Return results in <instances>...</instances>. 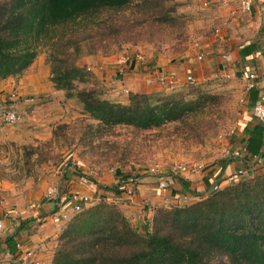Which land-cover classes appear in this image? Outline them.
<instances>
[{
    "label": "trees",
    "instance_id": "obj_1",
    "mask_svg": "<svg viewBox=\"0 0 264 264\" xmlns=\"http://www.w3.org/2000/svg\"><path fill=\"white\" fill-rule=\"evenodd\" d=\"M184 26L175 0H0V81L21 77L44 52L54 88L77 99L85 113L72 123L54 124L49 139L21 145L25 170L55 159L54 149L81 146L91 152L107 137L120 136V130L133 140L170 125L183 142L216 136L218 123L210 116L220 98L200 85L129 93L127 103H113L89 85L91 78L77 65L83 55L111 54L147 32L174 34L172 47L180 51ZM262 144L258 124L249 132L246 150L258 154ZM5 241L12 250L15 235ZM50 264H264V172L194 202L156 207L142 230L115 203L84 206L66 221Z\"/></svg>",
    "mask_w": 264,
    "mask_h": 264
},
{
    "label": "crops",
    "instance_id": "obj_2",
    "mask_svg": "<svg viewBox=\"0 0 264 264\" xmlns=\"http://www.w3.org/2000/svg\"><path fill=\"white\" fill-rule=\"evenodd\" d=\"M187 10L196 14L197 33L195 47L186 53L176 57L144 55L142 48L130 47L121 55V59L130 57L124 63L118 61L121 57L118 55H97L83 57L78 65L99 85L103 97L113 103H127L128 96L122 93V88L128 93L163 92L157 80L162 73L171 75L176 87L188 74L197 83L212 80L216 73L228 74L225 79L244 88L245 100L236 128L220 141L219 153L210 152L205 161L207 166L202 170L171 175V185L166 190L158 188L157 177L145 171H131L132 168L122 173L97 175L91 171L88 176H81L73 167V154L69 153L54 163L36 166L28 178L2 167L0 218L5 231L0 238V264H18L22 250L32 252V261L50 264L57 238L74 213L75 195L89 198L84 206L98 201L117 204L141 228L154 208L176 206L182 194L204 195L211 192L215 184L222 188L238 180L235 173L256 155L246 150L249 132L261 124L254 118L252 108L256 102L264 100V0H251L250 10L246 12L240 10L239 0H188ZM137 53L143 55V61L135 58ZM41 58L35 59L21 77L0 81V103L15 92L12 105L20 113V119L11 126L0 119V144L7 143L18 149L35 139L46 140L53 123L67 118L66 115L70 117L69 111L65 112L64 93L50 82L49 66ZM251 71L258 75L252 90L256 99L244 87L243 77ZM40 95L46 98L39 99ZM31 96L36 97L34 101L26 100ZM224 150L229 151L228 155L221 154ZM49 186L57 190L54 198L46 197ZM33 201L38 207L27 210V205ZM10 235H15L16 243L22 244L21 249L16 244L9 249L5 239Z\"/></svg>",
    "mask_w": 264,
    "mask_h": 264
},
{
    "label": "rangeland",
    "instance_id": "obj_3",
    "mask_svg": "<svg viewBox=\"0 0 264 264\" xmlns=\"http://www.w3.org/2000/svg\"><path fill=\"white\" fill-rule=\"evenodd\" d=\"M175 3L177 5V13L182 15V18L185 23L184 32L186 40L184 41V44L182 45L180 51L173 48L174 46L172 47V45L176 43V40L173 39L174 34L166 36L165 34L167 32L162 31L159 36H152L151 33L147 32L143 36H141V38L136 41V43H127L123 44L121 47H116V49L111 54H87L80 57L78 61L83 57L97 55H118L119 58L121 55H125L124 53L130 47L142 48V53H144V55L164 54L169 57H176L182 55L183 53H186L189 48L192 49L195 47L193 45L197 33V27L195 26L196 19L194 18L196 14L193 11L187 10L188 0H175ZM39 57H42L41 59L44 61V64H48L46 54L44 52L40 53L37 58ZM121 58L122 56L118 59V61H120ZM82 69L85 70L84 68ZM85 71L87 72V70ZM89 77L91 78L89 85H94L95 87H98L99 85H97L94 79L90 75ZM198 85H200V87L204 91L216 94L220 98V104L217 110L210 116L214 122L216 120L218 123L216 136H207L201 143H194L192 140L183 142L182 138L175 137V133L172 130L173 127L170 125L163 132L138 135L133 140L132 138L127 137V131L120 130V136H116L114 138H112L111 136L107 137L99 144H95V148L91 152L84 150L81 146L64 148L62 150L54 149L52 150V155L54 156L55 153H58L59 156H57L55 159H50L48 162L45 163H54L61 159L62 156L67 155V153H69L68 155L73 154V156H71L73 167L78 171L81 176L84 177L88 176L91 171L96 173L97 175H101L105 172L114 173L116 171H120L122 173L123 170H128L130 168H132L131 171L143 172L146 171L145 169L147 167L155 164H159L165 169H168L170 165L174 163L196 162L204 165V168H206L207 165L205 161L209 153L213 151L215 153H219L217 149H219V146L221 145L220 141H222L224 137L231 134L236 128L238 120L241 116V110H243V101L245 100V98L243 94V87H241L235 81H231L230 79H225L221 77H213L212 80L206 81L204 83H188L184 81L183 83L179 84L174 91L186 90L191 86ZM163 92L171 93L169 91H166L165 89ZM128 95L129 93L127 94V96ZM65 99V109H67L65 110V112L69 111L67 112V114L70 113V117L69 115H66L67 118L64 117L59 121L53 123L50 126V131L54 124L63 122L72 123L77 119H80L85 116L82 105L77 101V99ZM166 132H170L171 135H168ZM38 141L44 140L35 139L27 144H36ZM99 145L101 146L100 148ZM19 148L20 147H18V149ZM18 149L15 148L14 145H7V143L0 144V170L2 169V167H8L10 168V171L12 170V172L15 174L21 173V175L23 176L22 178H28L30 172L35 169L36 166L41 164L37 163L35 167H33L29 172H27L24 168L21 149L19 152L17 151ZM128 149H130L131 154H124L123 151L127 152ZM221 154L228 155L226 154V150L222 151ZM6 155H8L7 159L4 158V156ZM262 172H264V169L259 170V172H257L256 174ZM36 180H38V178ZM138 228L139 230H142V227Z\"/></svg>",
    "mask_w": 264,
    "mask_h": 264
},
{
    "label": "built area",
    "instance_id": "obj_4",
    "mask_svg": "<svg viewBox=\"0 0 264 264\" xmlns=\"http://www.w3.org/2000/svg\"><path fill=\"white\" fill-rule=\"evenodd\" d=\"M239 7L242 12H246L250 10L251 7V0H239ZM130 57L125 56L123 59H121L119 62L124 63L128 61ZM135 58L139 59L140 61L144 60L143 55L140 53H137ZM263 76H264V67H263ZM214 77H221V78H228L229 75L225 73H216ZM258 75L256 72H248L244 75L243 80L245 83V87L247 91L253 89L256 84V79ZM158 83L166 90V91H174L176 88V81L173 79L171 75H166L164 73L159 74ZM185 81L188 83H195L196 80L192 77L191 74H188L185 77ZM122 93L128 94L127 89L122 88ZM36 97H27L26 100L28 101H34ZM39 99L44 100L46 97L38 96ZM16 99V93L12 92L9 96L7 101H4L3 103H0V119L6 126H11L15 124L20 119V113L19 111L12 105V102ZM252 113L254 118L261 123L263 126V144L258 154L252 157L251 162L247 164L246 167L239 169L235 173V177L240 179H244L247 177H252L255 175L259 170L264 169V100H260L256 102L253 105ZM229 151L226 150V154H228ZM204 168V165L192 162V163H174L170 165V167L165 169L163 166L159 164L151 165L147 167L145 172L151 176L157 177V186L161 190H166L170 187L171 181L169 177L171 175H177V174H186V173H194L197 170H202ZM133 180V177L130 178V182ZM237 180V181H238ZM236 182V181H235ZM220 187L218 184L213 185L212 191L219 190ZM57 194V190L55 187L49 186L46 190V197L48 198H54ZM201 195L199 194H182L179 197L178 205H183L188 202H194L199 199ZM89 202V198L86 195H75L74 196V204L72 206L73 210L75 212H79L83 209L84 204ZM38 207L37 202H30L27 205V210H32ZM5 231V227L3 224L2 218H0V238L3 237ZM16 247L18 249L22 248L21 243H16ZM18 264H38L37 261H32V252L30 250H22L17 258Z\"/></svg>",
    "mask_w": 264,
    "mask_h": 264
}]
</instances>
